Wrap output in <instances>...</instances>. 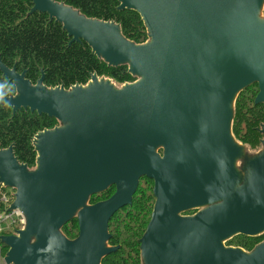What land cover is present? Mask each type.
Masks as SVG:
<instances>
[{
	"label": "water",
	"instance_id": "95a60500",
	"mask_svg": "<svg viewBox=\"0 0 264 264\" xmlns=\"http://www.w3.org/2000/svg\"><path fill=\"white\" fill-rule=\"evenodd\" d=\"M71 43H86L109 67L136 79L118 87L92 75L87 85L48 88L0 60L15 93L0 106L46 115L59 126L36 134L35 169L0 150V186L25 220L2 236L6 264H102L109 222L131 206L139 181L156 202L140 239L143 264H264V241L248 252L226 243L264 235V139L254 157L233 134L239 95L257 85L264 105V0H118L148 34L127 40L121 26L87 18L53 0H30ZM260 133L264 135V125ZM116 186L108 200L95 195ZM200 210L196 215L181 213ZM77 219L71 240L62 229Z\"/></svg>",
	"mask_w": 264,
	"mask_h": 264
},
{
	"label": "trees",
	"instance_id": "16d2710c",
	"mask_svg": "<svg viewBox=\"0 0 264 264\" xmlns=\"http://www.w3.org/2000/svg\"><path fill=\"white\" fill-rule=\"evenodd\" d=\"M53 1L79 10L87 18L119 24L123 36L135 44H143L148 40L141 17L134 11L118 10V0ZM32 7L30 0H0V60L7 67L16 68L19 73L25 72L26 78L33 84L44 75V84L48 88L64 86L67 90L75 85H87L94 74L111 79L118 86L136 80L128 73V66L109 67L86 43H71V38L60 24L50 21L47 14H30ZM258 92V86L254 85L239 95L233 124L236 140L252 149H258L264 139V135L259 132L264 125V105H255ZM10 93H15L13 83L0 73V98ZM57 126L58 121L46 115L24 109L13 114L11 107L0 106V150L13 146L19 162L33 170L37 158L34 137L39 132ZM107 191L93 196L90 203L105 201L111 196V189ZM2 192L12 194L14 191L0 187V196ZM140 197L144 202L136 197L132 206L123 208L124 211L120 210L112 218V239L109 244L121 245L122 248L104 258L103 264H141L139 240L144 232L136 212L143 202L147 203L146 210L150 213L154 198L151 195ZM6 207L0 201V214L7 212ZM62 232L68 239H75L79 232L77 220L67 224ZM263 241L264 235L257 238L238 236L230 240L227 246L250 252ZM0 246V257L6 256L8 248L1 241Z\"/></svg>",
	"mask_w": 264,
	"mask_h": 264
},
{
	"label": "flooded vegetation",
	"instance_id": "af4514ba",
	"mask_svg": "<svg viewBox=\"0 0 264 264\" xmlns=\"http://www.w3.org/2000/svg\"><path fill=\"white\" fill-rule=\"evenodd\" d=\"M154 186H155V183H154L153 180L148 179L147 177H142L140 179V181H139L137 191H136V193L134 195V198H133V202H134L136 197H139L144 202V200L140 197V195H151L154 198V203H153V206H152V209H151L150 213L147 212V210H146L147 203L145 204L143 202H141V204H140V210L138 208V210L136 212V214L138 215V220L140 222V227L142 226L141 229H142V231L144 233L146 232L147 227H148V225H149V223L151 221L153 210H154V206H155V202H156ZM109 189H111V191L109 192L110 195H111V196L109 195L110 196L109 198H111L116 192V186H111ZM109 198L105 199V201L108 200ZM121 211H124V209H122ZM121 211H119V212H121ZM125 211H129V210L125 209ZM199 211L200 210H193V211L181 213V215L183 217H190V216L196 215ZM75 220H77V219H75ZM77 224H78V221H77ZM78 228H79V226H78ZM110 229H111V226H110Z\"/></svg>",
	"mask_w": 264,
	"mask_h": 264
},
{
	"label": "built area",
	"instance_id": "2783aa9c",
	"mask_svg": "<svg viewBox=\"0 0 264 264\" xmlns=\"http://www.w3.org/2000/svg\"><path fill=\"white\" fill-rule=\"evenodd\" d=\"M12 197L2 193L1 201L5 204L12 202ZM24 225V218L19 211L0 215V234L4 229H14Z\"/></svg>",
	"mask_w": 264,
	"mask_h": 264
},
{
	"label": "rangeland",
	"instance_id": "374dc122",
	"mask_svg": "<svg viewBox=\"0 0 264 264\" xmlns=\"http://www.w3.org/2000/svg\"><path fill=\"white\" fill-rule=\"evenodd\" d=\"M118 86V85H117ZM118 87H121V86H118ZM240 143V142H239ZM242 144V143H241ZM247 147V151H248V154H250L251 155V157H254L257 153H259L260 152V150H261V148H262V145L261 146H259V148L258 149H252L250 146H246ZM16 228H14V229H7L8 231H13V230H15ZM233 240V239H232ZM229 242V241H228ZM228 242H227V244H228ZM230 246V245H229Z\"/></svg>",
	"mask_w": 264,
	"mask_h": 264
}]
</instances>
